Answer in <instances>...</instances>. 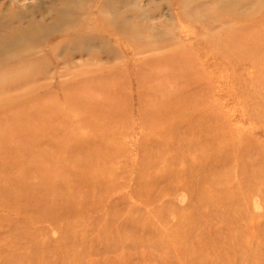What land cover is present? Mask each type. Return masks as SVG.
<instances>
[{
  "label": "rangeland",
  "instance_id": "1",
  "mask_svg": "<svg viewBox=\"0 0 264 264\" xmlns=\"http://www.w3.org/2000/svg\"><path fill=\"white\" fill-rule=\"evenodd\" d=\"M27 253L264 264V0H0V264Z\"/></svg>",
  "mask_w": 264,
  "mask_h": 264
},
{
  "label": "bare ground",
  "instance_id": "2",
  "mask_svg": "<svg viewBox=\"0 0 264 264\" xmlns=\"http://www.w3.org/2000/svg\"><path fill=\"white\" fill-rule=\"evenodd\" d=\"M34 242H35V241H34ZM32 244H35V246L39 248L38 241H37L36 243H32ZM30 248H31V246H30ZM27 249H28V253H29L30 249H29L28 247H27ZM28 253L24 256V257H26V258H23L22 260H19V261H17L16 263H17V264H23V263H24L25 261H27L28 259H33L35 262H38L37 257H38L39 255H37L36 257H29V256H28Z\"/></svg>",
  "mask_w": 264,
  "mask_h": 264
}]
</instances>
